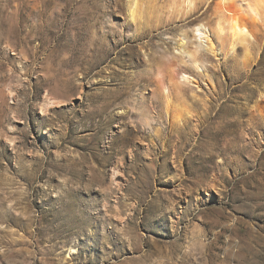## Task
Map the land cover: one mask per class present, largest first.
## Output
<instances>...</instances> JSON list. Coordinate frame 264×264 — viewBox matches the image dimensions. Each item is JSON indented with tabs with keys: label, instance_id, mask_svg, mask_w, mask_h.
I'll list each match as a JSON object with an SVG mask.
<instances>
[{
	"label": "rangeland",
	"instance_id": "1",
	"mask_svg": "<svg viewBox=\"0 0 264 264\" xmlns=\"http://www.w3.org/2000/svg\"><path fill=\"white\" fill-rule=\"evenodd\" d=\"M247 2L0 0V264H264Z\"/></svg>",
	"mask_w": 264,
	"mask_h": 264
},
{
	"label": "bare ground",
	"instance_id": "2",
	"mask_svg": "<svg viewBox=\"0 0 264 264\" xmlns=\"http://www.w3.org/2000/svg\"><path fill=\"white\" fill-rule=\"evenodd\" d=\"M246 6H247V10L249 11L248 15H250L249 13H251V15L252 14L258 15L259 10L261 11L264 9V0H250V2L246 3ZM137 7H138V4L136 2H132V4L129 7V15L132 19L136 17ZM229 11L223 10V9L218 11L219 15L217 17H219V26L224 24L221 30H227L228 34L230 33L234 38H238V39L241 37L250 36L251 35L249 33L250 25H249L248 19L243 16V13L241 12L240 14H238V12L230 13ZM228 12L230 13L229 16L226 14ZM260 13L263 14V11ZM165 113L167 114V116L170 117V119L175 124L182 122V120H184V117L190 114V112L187 111V109L182 110L181 112H169V109H167V112Z\"/></svg>",
	"mask_w": 264,
	"mask_h": 264
}]
</instances>
